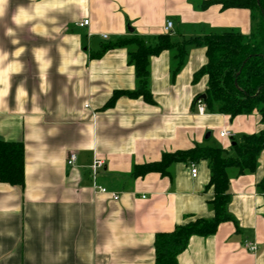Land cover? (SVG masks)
Returning <instances> with one entry per match:
<instances>
[{
  "label": "crops",
  "instance_id": "1",
  "mask_svg": "<svg viewBox=\"0 0 264 264\" xmlns=\"http://www.w3.org/2000/svg\"><path fill=\"white\" fill-rule=\"evenodd\" d=\"M204 1L0 0V141L24 150L22 185L0 182V264H155L156 235L212 219L207 161L174 163L165 176L132 175L134 167L195 146L232 154L233 139L264 132L256 111L232 119L198 114L194 101L207 77H193L206 51L186 43L251 31L248 10L202 8ZM51 4L59 7H44ZM82 20L88 26L78 28ZM165 34L186 46L182 62L176 49L149 58L153 102L121 96L105 108L113 93L137 90L129 62L136 47L95 55L120 39L153 45ZM94 160L104 162L95 179ZM227 175L231 219L212 235L191 236L177 264H264V150L253 173ZM93 183L118 200L96 193Z\"/></svg>",
  "mask_w": 264,
  "mask_h": 264
},
{
  "label": "trees",
  "instance_id": "2",
  "mask_svg": "<svg viewBox=\"0 0 264 264\" xmlns=\"http://www.w3.org/2000/svg\"><path fill=\"white\" fill-rule=\"evenodd\" d=\"M220 5L222 9H246L251 16V31L248 37L225 31L195 38L186 44L205 48L207 63L194 75L193 81L201 76L207 77V87L201 100L205 112L227 115L230 119L239 115L258 112L264 121V0H207L202 8ZM133 44L136 50L129 55V62L134 68L138 88L135 92H115L105 105L113 106L121 96L141 97L152 103L147 89L148 60L163 51L176 49L179 62H182L186 44H171L167 34L159 36L153 45L146 44L139 37L120 39L114 44L103 47L95 57L103 52ZM182 63H178L181 66ZM233 139V138H232ZM264 150V132L245 135L232 140L231 152L220 148L198 147L185 151L163 154L159 162L134 167L132 175L142 177L147 173L167 175L171 165L178 162L193 163L207 161L210 178L207 188H211L213 198L209 202L213 217L210 220H195L171 233L155 236V264H177L176 257L181 253L193 236L212 235L217 226L231 219L227 212L230 199L227 170L234 169L238 175L251 174L256 170L259 154ZM23 156L21 143L0 141V182L11 186H21L23 182ZM264 186V179L260 183Z\"/></svg>",
  "mask_w": 264,
  "mask_h": 264
},
{
  "label": "built area",
  "instance_id": "3",
  "mask_svg": "<svg viewBox=\"0 0 264 264\" xmlns=\"http://www.w3.org/2000/svg\"><path fill=\"white\" fill-rule=\"evenodd\" d=\"M88 23H89L88 20H82L80 22H77L75 25L78 28H85V27L88 26ZM171 28H172V23L170 21H167L166 25H165V29H164L165 32H169L171 30ZM103 38L106 39V36L104 35ZM196 107H197L198 114L202 115V114L205 113L204 104L202 103V101L200 99L197 100ZM219 136L220 137H229L230 135L227 132L222 131V132L219 133ZM74 162H75V155L74 154H70L68 156V159H67V165L69 167H73ZM103 166H104V162L101 161V160H94L92 162V164L90 166V170H91V174L93 176V179H95V175H96L97 170L101 169ZM191 176L193 178L196 177V169H195V167L193 165L191 166ZM93 190L96 193L109 194L111 199L118 200V195H116L114 193H108L105 188L97 186L95 183H93ZM244 247L247 250H249L250 252H254L256 250V246H255V244L253 242H245L244 243Z\"/></svg>",
  "mask_w": 264,
  "mask_h": 264
},
{
  "label": "clouds",
  "instance_id": "4",
  "mask_svg": "<svg viewBox=\"0 0 264 264\" xmlns=\"http://www.w3.org/2000/svg\"><path fill=\"white\" fill-rule=\"evenodd\" d=\"M44 7L54 8V7H59V5L51 4V5H45ZM21 17L27 18V15L24 10H21Z\"/></svg>",
  "mask_w": 264,
  "mask_h": 264
},
{
  "label": "rangeland",
  "instance_id": "5",
  "mask_svg": "<svg viewBox=\"0 0 264 264\" xmlns=\"http://www.w3.org/2000/svg\"><path fill=\"white\" fill-rule=\"evenodd\" d=\"M168 21H170V22L172 23V22H173V19H169ZM166 22H167V21H166ZM166 22H165V23H166Z\"/></svg>",
  "mask_w": 264,
  "mask_h": 264
},
{
  "label": "water",
  "instance_id": "6",
  "mask_svg": "<svg viewBox=\"0 0 264 264\" xmlns=\"http://www.w3.org/2000/svg\"><path fill=\"white\" fill-rule=\"evenodd\" d=\"M200 98H204V95H202Z\"/></svg>",
  "mask_w": 264,
  "mask_h": 264
}]
</instances>
